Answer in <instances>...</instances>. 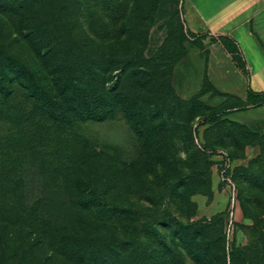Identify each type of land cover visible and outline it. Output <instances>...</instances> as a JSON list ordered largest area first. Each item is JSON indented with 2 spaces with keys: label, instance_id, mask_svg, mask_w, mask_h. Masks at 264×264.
Segmentation results:
<instances>
[{
  "label": "rangeland",
  "instance_id": "rangeland-1",
  "mask_svg": "<svg viewBox=\"0 0 264 264\" xmlns=\"http://www.w3.org/2000/svg\"><path fill=\"white\" fill-rule=\"evenodd\" d=\"M13 2L0 0V264H264V115H228L259 96L216 89L214 36L189 28L182 0ZM58 37L60 53L30 60ZM30 63L35 85L8 71ZM62 236L73 259L48 250Z\"/></svg>",
  "mask_w": 264,
  "mask_h": 264
},
{
  "label": "crops",
  "instance_id": "crops-1",
  "mask_svg": "<svg viewBox=\"0 0 264 264\" xmlns=\"http://www.w3.org/2000/svg\"><path fill=\"white\" fill-rule=\"evenodd\" d=\"M189 28L212 34L207 45V68L216 89L245 102L261 96L258 104L245 105L234 112L249 117L264 115V0H182ZM239 49L243 67L232 60L221 38Z\"/></svg>",
  "mask_w": 264,
  "mask_h": 264
},
{
  "label": "trees",
  "instance_id": "trees-1",
  "mask_svg": "<svg viewBox=\"0 0 264 264\" xmlns=\"http://www.w3.org/2000/svg\"><path fill=\"white\" fill-rule=\"evenodd\" d=\"M11 1L12 0H3L4 5H7V6L11 3ZM28 2H29V0H15V2H13V3H15L14 6L18 12V10L25 8V6H27ZM1 15H3L4 19L9 21V19H8L10 17L9 14L7 15V13H5V12L2 13V11L0 10V18H2ZM28 35H29V33H27V36ZM58 39L59 40H57V42H54V43H50V41H48L44 46L45 52L41 53V55H40V52L38 53V49L35 50L31 45V48L29 49L30 60H32L31 57H33V58L38 57V54H39V59L44 57L47 54V52L50 53V51L53 48H56L57 51L60 53L61 48H62V46H61L62 45L61 44L62 37H58ZM221 41H222L225 49L230 53V56H231L232 60L235 62V64L237 66H239L240 68H242L243 67V61L241 59V55H240L239 49L236 46V44L234 42H232L230 39L225 38V37L221 38ZM30 44H31V42H30ZM1 50L2 49H0V53H1ZM11 54L14 55L13 53H11ZM21 56L23 57V55H21ZM30 67H31V63H30V65H28L24 68L19 69V67H18L16 69H11V71L10 70H8V71L11 72L12 76H14L15 78L19 77V75H21L23 73L24 78H27L26 80L29 81L28 78L31 75L30 74V71H31ZM3 75H5V74L3 73ZM23 76L21 75V78H23ZM37 82L38 81H35V82L31 81L30 83H33V85H35ZM45 87H49V84L48 83L44 84V86L42 88L45 89ZM53 87L55 88L56 85L54 84ZM63 90H66V89L64 87L61 89H58L57 94L59 95ZM249 93L251 94L252 92H249ZM249 93H248V99L251 98V96H249ZM262 98H263V95L259 96L258 100H256L255 102H253L251 104H258L262 100ZM63 236L58 237L56 240L52 241L51 244L49 245L48 250L51 252H56V253L64 255V256L70 255V256H72L71 258L73 259L79 253L78 243L76 241H67L65 239L63 240ZM37 237H36L37 239L35 241H32L30 243H26V245H24V246L25 247L28 246L27 248H30V247L36 246L37 243H41L42 242L41 237H39L38 234H37ZM94 238H96V237H92V239H94ZM42 261L44 262V260H42ZM74 261H76V260L74 259ZM38 264H42V262H40ZM89 264H92V263H89Z\"/></svg>",
  "mask_w": 264,
  "mask_h": 264
}]
</instances>
